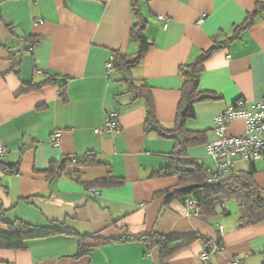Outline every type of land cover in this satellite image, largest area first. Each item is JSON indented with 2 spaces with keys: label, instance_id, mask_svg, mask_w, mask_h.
I'll return each instance as SVG.
<instances>
[{
  "label": "crops",
  "instance_id": "obj_1",
  "mask_svg": "<svg viewBox=\"0 0 264 264\" xmlns=\"http://www.w3.org/2000/svg\"><path fill=\"white\" fill-rule=\"evenodd\" d=\"M259 2L264 0H0V141L8 149L0 159V231L15 220L36 231H61L28 241L24 250L0 249V264H206L200 258L206 242L219 248L208 264H264V222L241 227L231 203L229 215L209 221L182 201L165 205L164 193L179 181L155 174L170 165L176 140L147 133L145 99L128 92L125 69L110 75L106 69L117 53L139 54L131 31L143 26L141 36L150 45L129 68L130 79L149 88L158 121L172 129L181 68L232 37ZM159 16L167 18L166 28ZM30 40H36L33 46ZM49 79L56 82L22 93ZM200 88L222 99L195 106L186 129L204 133V142L186 153L216 172L207 150L216 140L215 118L235 103L250 110L264 101V11L206 62ZM111 112L119 113L120 131L97 134ZM57 132L62 138L54 146ZM244 132L243 120L228 123V135ZM89 154L103 165L78 166ZM65 157L73 163L50 178V167ZM251 166L264 188V156L253 163L234 159L237 171ZM109 171L125 184L90 186ZM154 232L193 242L164 261L145 242H115ZM79 235L114 242L77 259Z\"/></svg>",
  "mask_w": 264,
  "mask_h": 264
},
{
  "label": "trees",
  "instance_id": "obj_2",
  "mask_svg": "<svg viewBox=\"0 0 264 264\" xmlns=\"http://www.w3.org/2000/svg\"><path fill=\"white\" fill-rule=\"evenodd\" d=\"M263 11L264 2H259L255 11L241 24L235 26L232 37L202 52L194 62L186 64L181 68L184 80L181 88L182 96L178 107L177 120L172 129L163 127L158 121L149 88L146 86L137 87L130 79L129 68L143 59L150 45V42L141 36L143 26L138 24L131 31L132 39L140 45L139 54L135 56V58L122 56L119 53L115 54V69L122 68L128 73L129 78L124 80L128 86V92L135 98L141 97L145 99L147 112L145 125L147 133H156L162 138L176 140V146L171 156L170 165L155 174V177L160 178L177 177L179 181L178 186L164 193L167 195L165 205H169L174 200L182 201L185 205L192 206L195 209L196 215L205 221H209L220 213L224 216L229 215L230 212L226 205L234 202L240 213L241 227L257 225L264 222V188H261L255 180V175L257 173L256 167L251 166L248 170L241 171H237L233 168L225 178L213 184H207L206 180L211 171H208L202 164L188 159L186 153L189 147L198 146L204 142V133H191L186 129L187 122L195 118V106L199 103L219 101L222 99L219 95L203 91L200 88L201 75L205 70L206 62L217 51L237 38L241 32L253 26L256 17ZM35 42L36 40H30L32 46ZM54 82H56V80L49 79L39 86H25L22 93L40 90L44 86ZM233 105L236 106L237 103ZM72 163L73 160L70 157L63 158L61 162L53 164L50 167L48 176L50 178L57 177ZM101 165L103 164L96 160L92 154H89L86 159L78 162V166ZM9 170L15 173L13 168H7V171ZM211 174L214 175L213 171ZM124 184V180L115 177L111 171H109L107 177L91 183L90 186L95 188H118L122 187ZM191 201H195V203L189 204ZM6 225L7 230L0 231V249L24 250L28 241L42 239L61 233V231L53 229L36 231L31 224L23 220L8 222ZM134 240L145 242L149 249L157 248L163 261L193 242L191 239H171L155 232L136 239L125 237L115 242L124 243ZM111 242L114 241L103 239L98 235H79L78 251L74 257L78 259L90 255L102 245ZM206 245L209 246V242H206ZM208 251L210 252L209 249ZM209 261L206 262V264H208Z\"/></svg>",
  "mask_w": 264,
  "mask_h": 264
},
{
  "label": "built area",
  "instance_id": "obj_3",
  "mask_svg": "<svg viewBox=\"0 0 264 264\" xmlns=\"http://www.w3.org/2000/svg\"><path fill=\"white\" fill-rule=\"evenodd\" d=\"M159 19L167 27V18L159 16ZM204 22V18L199 20ZM23 41V40H21ZM107 74L110 75L115 71V57L112 56L106 64ZM240 119L245 122V132L242 135L234 136L228 135V123ZM119 113L111 112L106 117V122L103 127L97 128V134L119 132ZM214 132L216 140L207 147L209 155L217 163V170L209 172V177L206 180L207 184H213L225 178L233 169L234 159L240 158L246 162H255L264 156V101L255 103L252 108L246 109L242 104L230 106L223 114L217 116L214 120ZM62 138L61 132L54 134L52 144L58 146ZM8 149L0 141V159L7 157ZM12 173V171H8ZM96 192V190H95ZM194 202H190L189 204ZM222 233V227H219ZM218 252L219 248L216 246H208L201 254V260L206 263L210 260V252ZM228 264H241L240 260L234 259Z\"/></svg>",
  "mask_w": 264,
  "mask_h": 264
},
{
  "label": "rangeland",
  "instance_id": "obj_4",
  "mask_svg": "<svg viewBox=\"0 0 264 264\" xmlns=\"http://www.w3.org/2000/svg\"><path fill=\"white\" fill-rule=\"evenodd\" d=\"M230 206H232V208L233 207L236 208L237 205H236V203L232 202Z\"/></svg>",
  "mask_w": 264,
  "mask_h": 264
}]
</instances>
